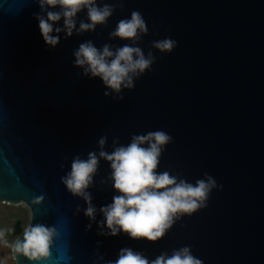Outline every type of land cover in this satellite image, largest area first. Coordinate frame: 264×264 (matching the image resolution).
Returning a JSON list of instances; mask_svg holds the SVG:
<instances>
[{
  "label": "water",
  "instance_id": "1",
  "mask_svg": "<svg viewBox=\"0 0 264 264\" xmlns=\"http://www.w3.org/2000/svg\"><path fill=\"white\" fill-rule=\"evenodd\" d=\"M133 10L149 29L138 46L156 60L118 99L74 66L73 52L88 40L97 48L131 43L109 33ZM39 12L34 0H0V203H23L28 227L56 228L50 257L39 264H105L125 247L151 260L184 246L203 264H264V0H123L106 26L67 39L61 32L55 48L43 41ZM86 17L78 13L77 28ZM166 37L177 41L171 53L151 47ZM156 130L173 137L158 172L193 184L205 173L216 180L207 207L177 220L155 243L98 235L99 208L118 194L110 163L100 159L87 190L96 222L61 177L74 157L98 155L102 136L111 153L133 134ZM14 244L16 264H36Z\"/></svg>",
  "mask_w": 264,
  "mask_h": 264
},
{
  "label": "clouds",
  "instance_id": "2",
  "mask_svg": "<svg viewBox=\"0 0 264 264\" xmlns=\"http://www.w3.org/2000/svg\"><path fill=\"white\" fill-rule=\"evenodd\" d=\"M34 2L40 8V12L35 15L40 34L44 43L51 48L59 44L61 32L65 39L70 38L74 31L77 35L94 32L98 25H107L117 7L123 8V0H115L112 4L103 3L102 6L98 0ZM85 10L87 22L80 20L77 28L78 13ZM61 20L63 26H56ZM148 31L141 12L133 10L130 18L120 19L109 33L110 39L118 38L131 43L113 49L109 44L97 48L91 40L85 41L73 52L74 66L82 68L85 76L101 79L106 88L117 94L118 99H123L120 95L122 90L134 89L135 80L149 71L156 60L153 52L149 51L145 55L138 46ZM176 46L177 41L167 37L151 44L161 53H171ZM109 95L108 91L104 92V96ZM106 142V136L99 139L101 150L98 155L92 151L88 153L87 159L74 157L71 170L61 177L68 192L85 201L87 207L84 215L91 222H96L97 208L92 204L91 193L87 190L93 184L100 159L110 163L112 187L118 194L112 197L110 204L99 208L103 220L98 222L101 229L98 235L117 236L124 233L133 240L158 242L177 220L206 208L212 190L218 187L216 180L207 173L205 178L193 184L171 175L169 171L158 172L160 157L165 147L173 142V137L166 131L133 134L130 143L114 147L111 153L103 150ZM113 143L118 144V138H114ZM219 187L222 189L223 186ZM77 211H80L79 207ZM90 229L91 223L86 226V230ZM56 235L54 226L40 223L30 225L25 228L22 238L15 242L14 251L28 261L39 264L50 257V248ZM3 236L4 232L0 231V237ZM99 259L104 260V257L101 255ZM105 264H203V261L193 255L190 246L174 249L171 255L162 252L151 260L142 252L125 247L120 249L115 260H107Z\"/></svg>",
  "mask_w": 264,
  "mask_h": 264
},
{
  "label": "rangeland",
  "instance_id": "3",
  "mask_svg": "<svg viewBox=\"0 0 264 264\" xmlns=\"http://www.w3.org/2000/svg\"><path fill=\"white\" fill-rule=\"evenodd\" d=\"M0 206V231L4 236L0 237V264H16L13 257L12 247L16 239L10 237V228L16 218L26 221L29 225L30 213L23 203L7 204Z\"/></svg>",
  "mask_w": 264,
  "mask_h": 264
},
{
  "label": "trees",
  "instance_id": "4",
  "mask_svg": "<svg viewBox=\"0 0 264 264\" xmlns=\"http://www.w3.org/2000/svg\"><path fill=\"white\" fill-rule=\"evenodd\" d=\"M1 205H5V204L0 203V206ZM25 228H26V221L16 218L13 221L10 228V237L14 240L19 238L20 236L23 235Z\"/></svg>",
  "mask_w": 264,
  "mask_h": 264
}]
</instances>
